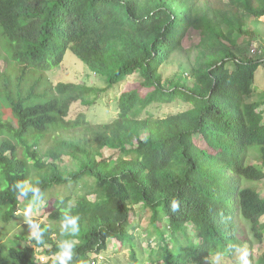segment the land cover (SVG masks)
Masks as SVG:
<instances>
[{
  "label": "trees",
  "instance_id": "1",
  "mask_svg": "<svg viewBox=\"0 0 264 264\" xmlns=\"http://www.w3.org/2000/svg\"><path fill=\"white\" fill-rule=\"evenodd\" d=\"M249 16L264 18V0H0V28L10 45L0 76V209H8L0 222L16 216L21 200L40 203L53 188L73 187L55 199L50 219L58 226L37 229L42 243L22 236L0 243V264H36L39 254L53 264L67 244L66 264H99L111 241L130 248V264H139L140 224L130 218L140 205L151 214L147 241L155 235L164 244V264H209L247 246L251 254L264 239V196L252 185L264 180V102H252L264 59L223 44L199 47L191 57L192 83L178 78L167 85L162 73L178 55H189L184 42L191 31L232 42L235 34L251 36ZM68 51L106 77L107 87L55 85L48 73ZM136 73L140 87L122 93L116 119L93 125L81 113L68 120L74 104L92 107ZM15 83L17 94L11 92ZM176 101L191 107L166 118L143 117L155 104ZM6 108L17 125L4 118ZM62 131L72 138L43 153ZM105 150L118 158H106ZM254 151L260 166L248 162ZM65 156L76 170L62 169ZM88 178L93 185L84 194L80 187ZM173 199L179 201L175 212ZM73 219L78 231L68 223ZM240 221L250 224L252 236ZM148 259L156 264L154 253Z\"/></svg>",
  "mask_w": 264,
  "mask_h": 264
},
{
  "label": "rangeland",
  "instance_id": "2",
  "mask_svg": "<svg viewBox=\"0 0 264 264\" xmlns=\"http://www.w3.org/2000/svg\"><path fill=\"white\" fill-rule=\"evenodd\" d=\"M247 26L251 36H244L235 34L233 36L232 42H221L219 40H214L208 37H202L199 32L191 31L189 37L184 42V48L189 49L190 53L187 55L186 52L178 53L176 58H174L169 64H165L162 68L163 78L166 84L172 80H177L178 78L183 80L190 79V82L194 80L192 67L194 62H192L191 57H196L199 53V47L211 49L218 45H226L230 49H233L238 55H247L253 56L258 59H264V20H258L253 17H248ZM248 29V28H247ZM9 43L5 41L2 36V30L0 28V76L3 73L6 67V59L9 56ZM252 49H256V54L252 53ZM11 56V55H10ZM49 77L52 82L56 85L59 82H72L77 84H85L91 87L106 88L107 78L103 76H96L88 66L83 63L76 55L71 51L65 56V60L60 67L54 68L49 73ZM191 82V83H192ZM1 86V84H0ZM140 87V74H134L132 76L126 77L121 83L111 88L108 92L101 95L98 99L96 105L92 107H86L82 103H76L72 106L70 116L68 120L74 121L78 118L81 113L87 115L88 122L94 124H102L113 121L118 117L119 114V99L122 93L130 89H137ZM254 95L252 97V102H264V65H261L255 73V82L253 85ZM19 88L15 83L11 89L13 94H17ZM146 93V90H143ZM1 98V97H0ZM191 107L190 104H185L181 101H176L174 103H159L151 106L147 109L143 117H155V118H166L170 115L184 112ZM264 113V106L260 109ZM5 113L4 118L6 120L12 121L17 125L16 120L13 118V114L9 109H2ZM61 137L52 139L50 144L43 146V153H46V149H50L53 145L56 144L58 140L62 139H71L72 135L70 132L62 131L59 133ZM104 155L106 158H118L119 154L113 155L109 150H105ZM46 162H51V157L47 154L44 155ZM256 157L257 153L254 151L251 153L248 162L256 166L258 164ZM62 169L66 170H76L78 165L74 162L69 156H65L63 160L58 162ZM33 165V164H31ZM27 174L30 176L29 166L27 168ZM36 184L39 182L40 177H35ZM31 183L27 184L29 187ZM93 185V179L88 178L82 181L81 189L84 191V194L89 191ZM254 187L258 188L259 193L264 196V180L262 182H257L252 184ZM73 187L71 185H62L58 188H53L51 192L45 195L42 202L38 203L35 200H21L20 202V213L16 215L10 222L7 224L0 222V243H5L7 245L12 244L13 241H18L19 237H31L33 231H36L42 224H47L48 226L55 228L58 224L50 219V212L52 211L55 205V199H63L71 194ZM53 199L51 202L50 200ZM94 198V197H93ZM92 198V199H93ZM75 201V198L72 200V203ZM31 206L32 212L26 217L23 213L24 210ZM7 208L0 209V212L7 211ZM150 211L148 209L142 208V206H137L135 209V215L131 216L130 224L137 225L140 224V227L136 230L135 234L142 242L143 245L138 249L137 254L139 256V264H153L150 263L148 257L150 253H154V256L157 257L156 264H164L165 258V249L164 244L161 240L156 239V236H151V240L147 241L145 230H151L149 224ZM167 227L166 224H163ZM163 225H160L162 228ZM239 227L243 230L246 235L252 236L250 230V224L248 222L240 221ZM191 235L195 233L193 227H189L188 231ZM178 239L181 241L182 245L186 244L184 237L178 235ZM17 242H14V244ZM32 245V244H31ZM248 247L246 250L248 251ZM118 245L111 241L109 243V248L107 252L102 253V257L98 260L100 264H130V248H125L122 250L119 249ZM253 251L249 253L248 259L250 264H260L262 259H264V239L262 243H256L252 248ZM245 251V250H244ZM243 251V252H244ZM243 252L238 253L234 258H227L225 255L218 256L214 258L213 261L209 264H240V256ZM249 252V251H248ZM93 258V256H92ZM94 259L95 256H94Z\"/></svg>",
  "mask_w": 264,
  "mask_h": 264
},
{
  "label": "clouds",
  "instance_id": "3",
  "mask_svg": "<svg viewBox=\"0 0 264 264\" xmlns=\"http://www.w3.org/2000/svg\"><path fill=\"white\" fill-rule=\"evenodd\" d=\"M254 54H256V52ZM16 187L20 188L21 195L26 194V192L29 190V189L22 188L19 183L16 184ZM178 204H179V201L173 199L171 207H172V210L174 212L178 210ZM20 210L21 209L19 207L18 212H21ZM18 212H17L16 215L20 214ZM31 212H32V208L29 205L24 210L23 214L27 217L29 215V213H31ZM68 223H70V224H72L74 226V229H73L74 231H78V229L75 228V220L74 219L73 220H69ZM37 229H36V231L32 232L31 237H29V240H31L32 238H35L37 244L39 245V244L42 243V240L40 238V233L37 232ZM31 244L32 243H28L29 246H32ZM71 247L72 246L70 244L65 245V250L63 251V253H61L60 255H57V256L54 257L53 264H55V259H59L60 264H66V261L71 259V252H70ZM248 256H249V252L247 250H245L243 252V254L240 256V258H239L240 259V264H250ZM49 260H50V258L47 255L39 254L36 257V264H46Z\"/></svg>",
  "mask_w": 264,
  "mask_h": 264
},
{
  "label": "built area",
  "instance_id": "4",
  "mask_svg": "<svg viewBox=\"0 0 264 264\" xmlns=\"http://www.w3.org/2000/svg\"><path fill=\"white\" fill-rule=\"evenodd\" d=\"M252 52H253V53H255V52H256V50H255V49H253V50H252Z\"/></svg>",
  "mask_w": 264,
  "mask_h": 264
},
{
  "label": "crops",
  "instance_id": "5",
  "mask_svg": "<svg viewBox=\"0 0 264 264\" xmlns=\"http://www.w3.org/2000/svg\"><path fill=\"white\" fill-rule=\"evenodd\" d=\"M262 19L264 20V18H262ZM262 19H261V20H262Z\"/></svg>",
  "mask_w": 264,
  "mask_h": 264
}]
</instances>
